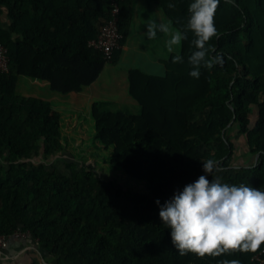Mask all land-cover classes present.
<instances>
[{
    "label": "trees",
    "instance_id": "trees-1",
    "mask_svg": "<svg viewBox=\"0 0 264 264\" xmlns=\"http://www.w3.org/2000/svg\"><path fill=\"white\" fill-rule=\"evenodd\" d=\"M116 1L123 44L134 0ZM152 1L185 38L168 52L162 72L128 70L130 102L106 98L90 108L94 139L110 148L111 166L146 189L139 197L90 167L70 161L63 173L23 160L50 161L67 141L50 101L15 94L18 76L47 81L60 93L95 81L121 51L104 59L87 45L109 19L112 0H0V44L9 66L0 72V235L26 232L24 240L56 264H256L252 256L264 243L255 251L180 254L154 201L163 203L203 174L207 159L222 182L264 188V0H220L209 55L219 54L222 62L201 66L198 78L188 74L190 0ZM177 54L183 63L172 61ZM232 124L254 155L251 164H231L235 147L226 131Z\"/></svg>",
    "mask_w": 264,
    "mask_h": 264
},
{
    "label": "clouds",
    "instance_id": "clouds-1",
    "mask_svg": "<svg viewBox=\"0 0 264 264\" xmlns=\"http://www.w3.org/2000/svg\"><path fill=\"white\" fill-rule=\"evenodd\" d=\"M220 0H190L185 28L193 34L194 50L187 56L192 66L189 75L198 78L201 66L211 68L222 62L219 54L210 56V39L218 35L214 15ZM169 2L168 7H174ZM157 31L168 32V26L155 20L145 25V35L151 39ZM186 36L184 31H174L165 41L172 46ZM174 63H183L181 55H173ZM203 174L186 183L163 203L155 199L158 216L169 230L173 246L180 254L191 251L198 254L219 253L226 249L255 251L264 243V188L250 184H229L214 175L215 162L202 160ZM211 177L208 179L207 177ZM232 264H239L233 261Z\"/></svg>",
    "mask_w": 264,
    "mask_h": 264
},
{
    "label": "crops",
    "instance_id": "crops-1",
    "mask_svg": "<svg viewBox=\"0 0 264 264\" xmlns=\"http://www.w3.org/2000/svg\"><path fill=\"white\" fill-rule=\"evenodd\" d=\"M5 13L6 11H4L1 15V23L3 27L6 28L9 20L7 19ZM153 20L157 23L166 24L169 31H157V35L155 37L151 39L147 38L145 35V25ZM139 24L141 26L140 44L143 47H151L155 45V47L164 48L167 35L170 36L171 33L174 32L173 28H169V25L163 17L160 8L152 0H134L132 3V22L130 31L123 44L120 46L121 51L115 61L104 64L100 75L95 81L82 87L79 91L60 93L51 90L47 81L20 75L17 78L15 94L20 96L37 97L50 101L53 107L60 113V129L62 135L66 138V141H69L68 137H82L86 135H83L81 131H76L77 126L72 123L74 119L78 118L79 112L84 110L88 112L91 121L90 128L93 132L94 121L90 114L91 105L98 100L106 99V92L108 91L110 94H113V98H116V96L120 94L127 93V72L129 69L138 68L145 72H148V70H154V73H160L163 70L162 61L165 59L166 53H159L153 58L147 56L142 57L141 54L143 52L140 49L133 54L132 60L127 65L121 66V68L116 71L112 70L111 65H114L120 56L126 55L130 50V45L126 40L129 35L132 34L133 26H137ZM106 70L109 72L107 77ZM108 78H110V80H108ZM126 101L130 102V98ZM67 122H69V124ZM67 127L70 129V132L73 131L72 134H67L65 129ZM37 252L39 253L40 258L39 260H35L37 261L36 264H56L51 258H44L34 243L24 240L23 238L14 237L13 239H8L7 248L0 250V264H32L31 259L32 257L35 258L33 254H37Z\"/></svg>",
    "mask_w": 264,
    "mask_h": 264
},
{
    "label": "rangeland",
    "instance_id": "rangeland-1",
    "mask_svg": "<svg viewBox=\"0 0 264 264\" xmlns=\"http://www.w3.org/2000/svg\"><path fill=\"white\" fill-rule=\"evenodd\" d=\"M140 24L134 25L132 30V34L127 38V43L130 45V50L126 55L120 56L118 61L111 65L112 70H118L121 66L127 65L131 60L134 53L138 51V49L142 50V57H155L157 54H165L168 55L170 52L166 46L163 48H158L153 46H141V31ZM170 28V26H169ZM174 30V29H173ZM170 36L167 35L166 39L168 40ZM178 48V44L172 46V51H176ZM123 58V59H121ZM147 67V66H146ZM152 69V68H151ZM148 72H154V70H148ZM109 72L106 70V77ZM109 77V75H108ZM102 78V77H101ZM110 80V78H108ZM113 94H110L109 91L106 92V98H113ZM117 99L126 101L128 100V94H120L116 96ZM198 117V115H196ZM90 117L86 110L79 112L78 118L72 121L73 124L77 126L76 131H81L84 135L82 137H68L65 148H63L58 154L53 156L50 161L47 159H38L33 158V156L29 158H24L23 160L27 162L29 166H39L45 165L46 167H54L57 170L67 173L65 168V164L68 162H73L77 167L85 166L90 167L97 176L101 179L114 180L118 185L124 187H130L132 190L139 196H144L147 191L141 186L137 181L127 177L121 169L114 168L108 163V158L110 155V148H104L97 140L94 139L91 130ZM69 124V122H67ZM73 128V127H72ZM67 134H72L73 131L70 132V129L65 128ZM74 130V129H73ZM226 136L233 142L235 150L232 153L231 164L232 165H248L251 164L255 158L254 155L249 153L246 140L243 134L239 133L236 125L232 124L227 127ZM80 139V140H79ZM94 142L96 144H94ZM24 239V238H23ZM39 252H41L38 249ZM35 258L32 257L31 263L36 264V259L39 260V253L33 254ZM42 255V254H41Z\"/></svg>",
    "mask_w": 264,
    "mask_h": 264
},
{
    "label": "built area",
    "instance_id": "built-area-1",
    "mask_svg": "<svg viewBox=\"0 0 264 264\" xmlns=\"http://www.w3.org/2000/svg\"><path fill=\"white\" fill-rule=\"evenodd\" d=\"M117 13L118 3L116 0H112L109 19L101 25L96 36L87 42L89 47L101 52L104 59H109L113 51L121 46L122 33L117 26ZM8 70L7 48L0 44V72H7ZM13 237L25 238L26 232L18 229L13 233ZM8 239V236L0 235V250L7 248ZM252 259L256 264H264V247L256 252Z\"/></svg>",
    "mask_w": 264,
    "mask_h": 264
}]
</instances>
